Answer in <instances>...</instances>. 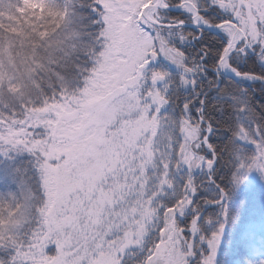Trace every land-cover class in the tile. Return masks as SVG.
<instances>
[{
    "label": "snow or ice",
    "instance_id": "snow-or-ice-1",
    "mask_svg": "<svg viewBox=\"0 0 264 264\" xmlns=\"http://www.w3.org/2000/svg\"><path fill=\"white\" fill-rule=\"evenodd\" d=\"M258 93L264 0H0V264H231Z\"/></svg>",
    "mask_w": 264,
    "mask_h": 264
},
{
    "label": "trees",
    "instance_id": "trees-1",
    "mask_svg": "<svg viewBox=\"0 0 264 264\" xmlns=\"http://www.w3.org/2000/svg\"><path fill=\"white\" fill-rule=\"evenodd\" d=\"M257 99L264 103V96H261L259 93L257 94ZM255 189H245L243 195L238 199L245 201V206H250L254 200L261 201L264 200L263 195L254 192ZM262 197V198H260ZM253 222L250 221L246 213L242 212L240 219L235 225H230L226 231V237L224 241V254L221 257L222 260L231 261V264H238L239 256V248L236 245H239L240 241H245L243 247L245 256L247 257L249 251H254L256 248L252 246L253 242H255V233L251 226Z\"/></svg>",
    "mask_w": 264,
    "mask_h": 264
},
{
    "label": "rangeland",
    "instance_id": "rangeland-1",
    "mask_svg": "<svg viewBox=\"0 0 264 264\" xmlns=\"http://www.w3.org/2000/svg\"><path fill=\"white\" fill-rule=\"evenodd\" d=\"M248 189H255L254 192L261 194V196L263 195V198H260L264 199V187H262L259 183L249 187ZM243 212L246 213L250 221L253 222L251 226L256 235V240L252 244V246L256 249L251 252L249 251L247 255L248 257L255 255L259 251L261 245H264V200H254L250 206H245ZM247 257L245 256V258Z\"/></svg>",
    "mask_w": 264,
    "mask_h": 264
}]
</instances>
